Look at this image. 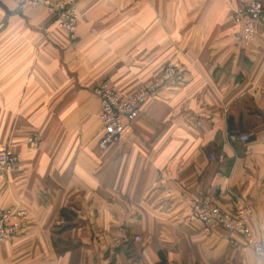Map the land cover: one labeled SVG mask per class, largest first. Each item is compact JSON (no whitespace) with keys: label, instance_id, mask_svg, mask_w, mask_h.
Listing matches in <instances>:
<instances>
[{"label":"crops","instance_id":"1","mask_svg":"<svg viewBox=\"0 0 264 264\" xmlns=\"http://www.w3.org/2000/svg\"><path fill=\"white\" fill-rule=\"evenodd\" d=\"M240 6L77 0L72 35L43 9L2 28L0 8V147L18 155L0 172V210L27 212L0 243V264H264L241 236L208 235L189 218L200 200L245 204L264 243V25L249 46L235 44ZM169 63L185 83L149 96L100 151L95 87L127 95ZM242 133L246 143L227 138Z\"/></svg>","mask_w":264,"mask_h":264},{"label":"built area","instance_id":"2","mask_svg":"<svg viewBox=\"0 0 264 264\" xmlns=\"http://www.w3.org/2000/svg\"><path fill=\"white\" fill-rule=\"evenodd\" d=\"M20 11L43 9L53 19V23L72 35L77 21V0H11ZM241 6L234 12V22L240 30L233 33V41L242 47L249 46L256 33L264 25V6L261 0H240ZM185 83L183 70L175 63L166 64L147 85L133 93L122 95L112 90L106 83H100L93 91L100 106L99 121L101 136L97 147L104 152L109 146L117 144L122 139L125 124L134 120L145 100L158 92L164 85H182ZM230 142L246 143L249 135L228 134ZM36 138L29 139L34 145ZM210 160L215 159L210 155ZM220 161L223 157L219 156ZM18 162V155L8 147H0V172L12 170ZM189 218L201 224L203 231L211 235L217 228L241 236L245 245L256 254L264 252V243L258 242L251 235L250 222L254 220L252 209L245 204L234 210L220 209L207 200L196 202L189 210ZM27 212L19 207L0 210V243L16 237L24 227ZM137 239V238H136Z\"/></svg>","mask_w":264,"mask_h":264},{"label":"water","instance_id":"3","mask_svg":"<svg viewBox=\"0 0 264 264\" xmlns=\"http://www.w3.org/2000/svg\"><path fill=\"white\" fill-rule=\"evenodd\" d=\"M0 8L4 12V17L2 19V28H5L8 22V18L13 15H18L22 17V12L20 10H9L2 2H0Z\"/></svg>","mask_w":264,"mask_h":264}]
</instances>
